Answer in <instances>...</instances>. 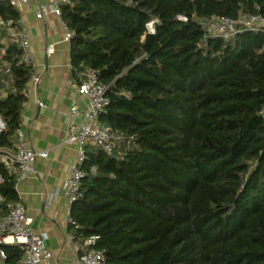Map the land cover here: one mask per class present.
Returning <instances> with one entry per match:
<instances>
[{"label": "trees", "instance_id": "obj_1", "mask_svg": "<svg viewBox=\"0 0 264 264\" xmlns=\"http://www.w3.org/2000/svg\"><path fill=\"white\" fill-rule=\"evenodd\" d=\"M255 12L264 15V0L61 5L73 74L94 70L108 87L98 121L119 136L110 154L86 145L81 194L69 209L73 240L98 235L106 264H264V28L216 38L200 25ZM0 17L19 27L6 1ZM0 58L12 86L0 96V147L8 148L32 66L4 28ZM0 172L4 213L18 195L1 163ZM2 249V264H19L20 245Z\"/></svg>", "mask_w": 264, "mask_h": 264}, {"label": "crops", "instance_id": "obj_2", "mask_svg": "<svg viewBox=\"0 0 264 264\" xmlns=\"http://www.w3.org/2000/svg\"><path fill=\"white\" fill-rule=\"evenodd\" d=\"M48 1L29 0L17 9L19 25L27 35V49L33 57L34 71L39 77L36 87L25 93L19 124L30 145L34 149L45 150L47 155L35 159V172L28 179L15 182V171L9 174L14 176L18 198L33 218L32 228L46 233L45 245L52 259L57 264H71L76 253L68 239L69 210L62 185L76 161L77 148L76 145L65 143L64 138L70 122V106L76 104L80 110L85 107V99L76 92L84 70L79 71L78 75L73 74L70 43L64 40L61 16L45 13L41 18L36 17L38 5ZM1 42L5 44L6 38ZM48 45L53 46V51L46 54ZM4 74L0 58V80L3 82L1 97L12 90L10 81L2 80ZM4 126L0 117V131ZM14 143L15 138L12 146L0 147V163L6 153L12 150ZM2 262L0 260V264Z\"/></svg>", "mask_w": 264, "mask_h": 264}, {"label": "built area", "instance_id": "obj_3", "mask_svg": "<svg viewBox=\"0 0 264 264\" xmlns=\"http://www.w3.org/2000/svg\"><path fill=\"white\" fill-rule=\"evenodd\" d=\"M8 2L15 9L27 4L29 0H0ZM72 0H49L38 5L36 17L41 18L45 13H54L61 16V5L70 4ZM179 19L185 20L184 16ZM205 33L216 38H227L243 29L264 28V15L255 12L251 14L240 13L236 18L222 17L215 14L200 21ZM63 37L65 41H70L72 32L63 22ZM0 28L7 31L9 38L14 40L22 50V61L32 66L29 78L25 84L24 93L36 87L39 77L34 71V61L29 53L28 39L25 31L20 27H11L10 20L0 17ZM149 33L154 32V20L146 24ZM53 51V46L48 45L45 49L46 54ZM5 72L7 69L4 70ZM107 86L98 79L96 72L91 69L83 71V79L78 83L76 92L85 99V107L78 109L76 104L69 108L70 122L68 124L64 142L76 145L77 157L75 163L70 167L68 177L64 181L62 188L66 199L68 210L80 196V187L84 171L80 168L86 159L85 147L88 143L100 148L110 154L113 152L114 139L119 136L112 133L107 127L98 121L100 113L104 112L108 103L106 96ZM262 113H264L262 111ZM15 143L11 151H8L1 161V165L8 173L15 171L16 181L28 179L34 170V161L37 157H46L45 150L34 149L19 124L15 131ZM4 175L0 172V185L4 182ZM3 197L0 193V260L3 261L5 255L2 249L3 244H17L23 249V254L19 264H57L52 259V254L45 245L47 235L45 232H38L32 228L33 218L28 213L23 202L18 198L16 201H9L5 205V212L2 213ZM67 223L78 225L68 214ZM69 241L76 256L71 264H106L103 251L95 249L94 245L99 239L98 235H91L75 242L73 236L69 234Z\"/></svg>", "mask_w": 264, "mask_h": 264}, {"label": "water", "instance_id": "obj_4", "mask_svg": "<svg viewBox=\"0 0 264 264\" xmlns=\"http://www.w3.org/2000/svg\"><path fill=\"white\" fill-rule=\"evenodd\" d=\"M82 70H83V67H81V68L79 69V71H82ZM103 126H104V127H107V124L104 123Z\"/></svg>", "mask_w": 264, "mask_h": 264}]
</instances>
